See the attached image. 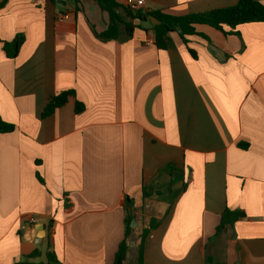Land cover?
Listing matches in <instances>:
<instances>
[{
  "label": "crops",
  "instance_id": "obj_1",
  "mask_svg": "<svg viewBox=\"0 0 264 264\" xmlns=\"http://www.w3.org/2000/svg\"><path fill=\"white\" fill-rule=\"evenodd\" d=\"M61 1L0 0V119L14 126L0 133V264L35 252L45 262L49 250L65 264H114L126 197L139 243L159 222L145 264H264V23L197 26L207 39L188 38L194 58L178 33L156 48L148 26L104 40L95 0ZM145 1L174 16L238 2ZM18 35L10 59L3 43ZM63 92L74 96L44 117ZM226 210L245 216L218 233ZM131 237L125 264L137 260Z\"/></svg>",
  "mask_w": 264,
  "mask_h": 264
},
{
  "label": "trees",
  "instance_id": "obj_2",
  "mask_svg": "<svg viewBox=\"0 0 264 264\" xmlns=\"http://www.w3.org/2000/svg\"><path fill=\"white\" fill-rule=\"evenodd\" d=\"M52 4L57 5L58 0H49ZM100 9L108 15V28L100 34L102 39H116L127 40L132 38L135 28L147 29L153 31V44L159 50H166L168 42L170 41L171 33H178L184 45L187 47L189 53L196 58V53L189 47V37L199 36L204 37L197 31V26L205 25L216 30L224 32V27H229L232 31L244 24L264 23V5L256 0H238L237 4L230 7L215 9L207 12L187 14L184 16H174L162 11H149L141 9L138 11H131L127 6L122 7L115 0H95ZM4 4L0 5V8ZM119 10H123L122 14ZM155 17L161 21L160 25H153L150 18ZM134 21L139 25L136 27ZM230 32V33H231ZM225 34H229L225 32ZM237 34V33H236ZM207 39V38H206ZM24 36L18 35L11 42L3 43V50L6 56L10 59H15L22 44L24 43ZM74 96L73 92H63L54 95L44 108L43 116L52 115L56 109L64 106L70 97ZM76 113L79 114L85 110V106L76 102ZM14 131V126L3 122L0 119V133H10ZM243 148H247L242 145ZM41 183L43 181L38 177ZM148 194L144 190V198ZM125 209V226L126 234L125 240L120 244L118 252L115 257L114 264H125L129 250V238L132 236L133 229L131 228L132 220L134 219V205L132 199L126 197L124 203ZM245 214L242 212H232L226 210L221 218V223L217 228V232L224 230L228 226H232L240 218H244ZM159 222L152 220L148 228H143L140 234V243L137 247V260L136 264L144 263V243L149 233L156 229ZM128 240V241H127ZM38 252L33 253L28 259L20 261L16 264H65L60 261L54 251L49 250L46 253V261L35 263L30 259L37 258ZM206 264H219L215 263L211 258H206Z\"/></svg>",
  "mask_w": 264,
  "mask_h": 264
},
{
  "label": "built area",
  "instance_id": "obj_3",
  "mask_svg": "<svg viewBox=\"0 0 264 264\" xmlns=\"http://www.w3.org/2000/svg\"><path fill=\"white\" fill-rule=\"evenodd\" d=\"M146 5L145 0H127L126 6L131 10V11H138L141 9H144ZM148 44H151V40L148 41ZM32 223H35L34 219H31Z\"/></svg>",
  "mask_w": 264,
  "mask_h": 264
},
{
  "label": "rangeland",
  "instance_id": "obj_4",
  "mask_svg": "<svg viewBox=\"0 0 264 264\" xmlns=\"http://www.w3.org/2000/svg\"><path fill=\"white\" fill-rule=\"evenodd\" d=\"M136 227V226H135ZM131 241L134 243V245L139 244V234H135L131 237ZM136 254V250L134 248L130 249V255L134 256ZM126 264H134L132 261H128Z\"/></svg>",
  "mask_w": 264,
  "mask_h": 264
},
{
  "label": "water",
  "instance_id": "obj_5",
  "mask_svg": "<svg viewBox=\"0 0 264 264\" xmlns=\"http://www.w3.org/2000/svg\"><path fill=\"white\" fill-rule=\"evenodd\" d=\"M58 3L59 4H64V2H62L61 0H59L58 1ZM150 20H151V23L153 24V25H160L161 24V21H159L157 18H155V17H151L150 18ZM136 223V221L135 220H132V223H131V227H134V224Z\"/></svg>",
  "mask_w": 264,
  "mask_h": 264
}]
</instances>
